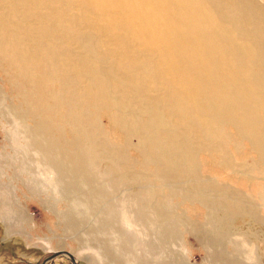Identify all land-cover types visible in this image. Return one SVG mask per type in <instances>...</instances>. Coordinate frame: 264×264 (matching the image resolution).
Instances as JSON below:
<instances>
[{
  "label": "rangeland",
  "instance_id": "rangeland-1",
  "mask_svg": "<svg viewBox=\"0 0 264 264\" xmlns=\"http://www.w3.org/2000/svg\"><path fill=\"white\" fill-rule=\"evenodd\" d=\"M135 1L109 0L103 13L96 0H0V264H264V0L191 4L208 32L187 31L180 63L218 86L226 110L195 118L190 105L170 106L194 94L157 80L137 92L169 64L147 31L126 30L115 5ZM138 1L153 18L154 1L163 4ZM59 14L67 35L46 34ZM222 37L235 42L226 51L255 59L238 77L205 49ZM4 43L37 51L31 77ZM48 46L97 62L101 89L92 84L84 100L76 61H61L68 75L58 55L47 68Z\"/></svg>",
  "mask_w": 264,
  "mask_h": 264
},
{
  "label": "bare ground",
  "instance_id": "bare-ground-1",
  "mask_svg": "<svg viewBox=\"0 0 264 264\" xmlns=\"http://www.w3.org/2000/svg\"><path fill=\"white\" fill-rule=\"evenodd\" d=\"M105 3H103V2ZM109 0H96L92 4L93 8H96L97 10L107 13L112 12V8L109 3ZM115 1V0H114ZM133 2V1H132ZM163 4L158 5L156 1H154V10L158 11V15L149 16V10L148 12L144 8L146 5H142L138 0H136L134 3L125 2L120 4H116L115 7L117 8V11L124 15L128 16L125 17L126 20L131 21L130 23H125L126 30L128 28V32L132 35H137L138 32L147 31V39L150 43H152V54H155L156 52L159 53L160 57H163L165 63L169 64L167 67H163L160 70L156 69L155 72L151 74L152 82L150 86H146L145 84H141L140 82H136V88L137 92L142 91L143 93L148 92L149 90L153 89L151 88V85L154 80L162 81L164 82L167 87L174 88L180 93H189L188 95L194 94L196 98L191 101L190 99L185 98L184 100H177L170 104L171 107H179L182 103L185 105H190L188 109L185 110V113L187 115H193L195 118L197 116V112L203 114L204 116H207V112L214 111L215 114L218 116V113H223L224 110L223 106L220 105L221 97H223L218 92V86L215 84L213 86L212 82L207 79H201L199 81H193L188 75L190 74L189 69L182 66L180 63V58L182 57L183 53V46H184V40L185 35L187 31L191 30L195 32L197 35H203L205 32H208L206 30L205 22L200 18L197 14H193L191 11V4H198V0H162ZM115 3V2H114ZM114 3H111V5L114 6ZM63 9V8H62ZM60 15V14H59ZM114 17V16H113ZM59 22L56 23L51 19L54 25H46L45 29L43 30H54V33L62 34L63 31L66 32L67 30L64 28L62 23V16L60 15L58 17ZM2 21V20H1ZM166 22H174L178 23L175 24V27L168 26ZM107 23H110V18L107 20ZM146 24V25H145ZM151 24V26H149ZM3 25V22H0V28ZM4 26V25H3ZM135 26H138V30ZM205 30H203L204 28ZM150 27L153 29V32L150 33L148 30L151 31ZM56 30V31H55ZM63 30V31H62ZM49 33L48 31L46 34ZM223 35V33H221ZM63 35V34H62ZM169 35H172V37H169ZM14 38V37H13ZM13 42V41H12ZM37 46L49 43V41L44 40L42 43H39L37 41L34 42ZM223 43H230L232 46H235V42L230 40L227 37L219 38V40L216 41V39L211 38V40H204V46L205 49L208 51H212L214 54H216L215 60L212 62L213 67L220 68V67H226V74L225 77H228L232 73L236 74V77H238V72L246 69L245 64L248 65V62L254 61L253 56H251L250 52L247 48L244 49V52L242 54L238 53H231L226 51L224 48L221 47V44ZM16 43L10 44V43H4V47L6 48L5 51L8 49L9 53L12 55L14 59L19 61L17 63V66L21 68V70L24 71V75L27 73L29 77L33 75L32 69L33 65L38 61L34 55L37 54V51L32 52V49L24 48L21 45L17 47H14ZM51 47L52 44H49ZM13 47V48H11ZM47 47L44 51L41 50V52H45L44 58L41 60L47 68L53 67L52 65L55 64L56 61L51 64L52 59L55 60V55H58L56 52L58 51V47L51 48ZM144 47H150V46H144ZM238 51V50H236ZM124 53V51H122ZM56 53V54H55ZM53 56V58H50ZM86 58V55H83ZM46 57V58H45ZM31 58L35 59L36 61H32ZM85 58L83 60L75 59L74 55L71 53L63 55H58V62L54 67H58L59 71L63 74H71L73 72L68 71L70 68L68 63H61V61H76L74 64V70H78V75L82 77V79L74 78L72 79V82L74 85L79 84L83 88L86 89L87 96L84 95V100L90 99L92 97L91 89H93L92 84L97 88L101 89L103 84V74L101 73V76L96 74L99 72V66L97 62H89ZM200 64L204 63V60L201 59L198 61ZM244 63V64H243ZM68 64V65H67ZM67 65V66H66ZM136 65H133L131 68H134ZM155 67V66H154ZM243 68V69H240ZM155 69V68H154ZM91 75H88V79L85 78V75L87 73H90ZM137 74L134 76L138 77L141 76L139 79H144V75L141 74V66L139 70H136ZM82 72L85 74L83 75ZM160 73H163L166 75V80L163 78H159ZM182 74L183 79H180V82H172L173 78H168V74ZM219 77L216 76L212 80L219 82L223 80H218ZM42 84L47 85V83L44 80H41ZM59 83V82H58ZM163 83V84H164ZM40 85V84H39ZM148 85V84H147ZM202 87V88H201ZM206 87V88H204ZM148 88V90H147ZM118 87L116 88L118 92ZM124 89V88H123ZM147 90V91H146ZM213 90V91H209ZM123 91V90H122ZM121 91V92H122ZM119 93V92H118ZM98 101L102 100L103 98L98 95ZM151 106L152 102H151ZM152 109V107H150ZM220 115V114H219ZM244 118V115H242ZM193 118V120H194ZM167 227V226H166ZM165 227V229H166ZM164 234L168 235L169 231L165 230L163 232Z\"/></svg>",
  "mask_w": 264,
  "mask_h": 264
},
{
  "label": "water",
  "instance_id": "water-1",
  "mask_svg": "<svg viewBox=\"0 0 264 264\" xmlns=\"http://www.w3.org/2000/svg\"><path fill=\"white\" fill-rule=\"evenodd\" d=\"M60 255H64V254H62V253H58L55 257H57V256H60ZM67 255V254H66ZM67 256H69L71 259H72V261L75 263V259H74V257H72L71 255H67ZM55 257H52L50 260H52V259H54Z\"/></svg>",
  "mask_w": 264,
  "mask_h": 264
}]
</instances>
